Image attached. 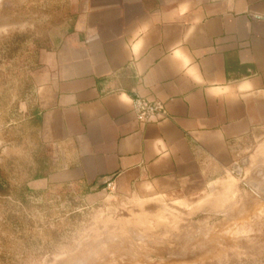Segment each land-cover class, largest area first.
<instances>
[{"label":"crops","instance_id":"0c3cea01","mask_svg":"<svg viewBox=\"0 0 264 264\" xmlns=\"http://www.w3.org/2000/svg\"><path fill=\"white\" fill-rule=\"evenodd\" d=\"M67 1L34 76L49 171L30 188L200 199L264 133V0ZM136 96L164 112L139 122Z\"/></svg>","mask_w":264,"mask_h":264},{"label":"rangeland","instance_id":"374dc122","mask_svg":"<svg viewBox=\"0 0 264 264\" xmlns=\"http://www.w3.org/2000/svg\"><path fill=\"white\" fill-rule=\"evenodd\" d=\"M67 0H0V264H264V133L200 199L110 192L95 203L29 183L46 149L34 76Z\"/></svg>","mask_w":264,"mask_h":264},{"label":"built area","instance_id":"2783aa9c","mask_svg":"<svg viewBox=\"0 0 264 264\" xmlns=\"http://www.w3.org/2000/svg\"><path fill=\"white\" fill-rule=\"evenodd\" d=\"M164 110L165 107L163 104L150 102L148 99L141 96H136L132 100V113L139 122L144 124L154 122ZM108 187L110 188L111 184H109Z\"/></svg>","mask_w":264,"mask_h":264},{"label":"trees","instance_id":"16d2710c","mask_svg":"<svg viewBox=\"0 0 264 264\" xmlns=\"http://www.w3.org/2000/svg\"><path fill=\"white\" fill-rule=\"evenodd\" d=\"M42 169L41 170H38V172H37V175H36V177L35 178H40V177H42L45 173H47L48 171H49V168H48V166H47V163H46V161L45 160H43V164H42ZM0 175H1V173H0ZM5 180L0 176V193H4V189H3V186H4V182Z\"/></svg>","mask_w":264,"mask_h":264}]
</instances>
